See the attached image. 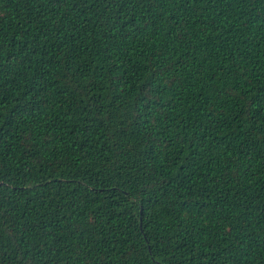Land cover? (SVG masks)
Here are the masks:
<instances>
[{"label":"trees","instance_id":"trees-1","mask_svg":"<svg viewBox=\"0 0 264 264\" xmlns=\"http://www.w3.org/2000/svg\"><path fill=\"white\" fill-rule=\"evenodd\" d=\"M0 264H264V0H0Z\"/></svg>","mask_w":264,"mask_h":264}]
</instances>
